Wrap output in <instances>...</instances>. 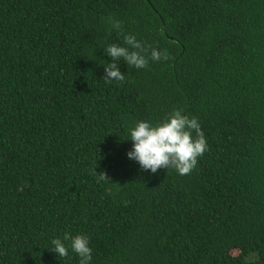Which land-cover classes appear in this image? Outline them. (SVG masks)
<instances>
[{
  "label": "trees",
  "instance_id": "obj_1",
  "mask_svg": "<svg viewBox=\"0 0 264 264\" xmlns=\"http://www.w3.org/2000/svg\"><path fill=\"white\" fill-rule=\"evenodd\" d=\"M129 33L167 59L105 83ZM174 109L207 151L140 169L128 129ZM65 232L91 264H264V0H0V264H79Z\"/></svg>",
  "mask_w": 264,
  "mask_h": 264
},
{
  "label": "clouds",
  "instance_id": "obj_2",
  "mask_svg": "<svg viewBox=\"0 0 264 264\" xmlns=\"http://www.w3.org/2000/svg\"><path fill=\"white\" fill-rule=\"evenodd\" d=\"M116 28L120 25L117 23ZM110 62L103 63L105 83L123 82L125 74L119 69V61L128 67L144 69L149 61L158 62L167 56L156 48H148L135 34L123 36V46L109 44L104 49ZM132 142L126 158L138 164L140 169L156 173L158 169H174L179 175H187L197 166L198 158L207 151V140L196 117L190 118L181 109H174L166 119L152 123L140 120L128 129ZM99 181L106 180L104 174H96ZM51 252L56 257L66 258L69 253L78 257L79 264H91L92 248L88 236L71 235L65 232L62 237L50 241Z\"/></svg>",
  "mask_w": 264,
  "mask_h": 264
},
{
  "label": "rangeland",
  "instance_id": "obj_3",
  "mask_svg": "<svg viewBox=\"0 0 264 264\" xmlns=\"http://www.w3.org/2000/svg\"><path fill=\"white\" fill-rule=\"evenodd\" d=\"M254 257H252L251 259H253Z\"/></svg>",
  "mask_w": 264,
  "mask_h": 264
}]
</instances>
